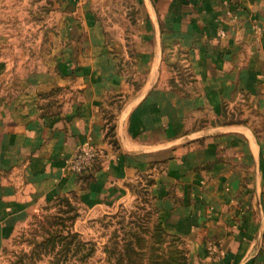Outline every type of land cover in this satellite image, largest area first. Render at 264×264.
Segmentation results:
<instances>
[{"label":"crops","instance_id":"crops-1","mask_svg":"<svg viewBox=\"0 0 264 264\" xmlns=\"http://www.w3.org/2000/svg\"><path fill=\"white\" fill-rule=\"evenodd\" d=\"M41 2L39 54L0 25V264L42 205L130 182L192 264H264V148L243 120L264 108V0ZM86 140L99 156L73 172Z\"/></svg>","mask_w":264,"mask_h":264},{"label":"rangeland","instance_id":"rangeland-1","mask_svg":"<svg viewBox=\"0 0 264 264\" xmlns=\"http://www.w3.org/2000/svg\"><path fill=\"white\" fill-rule=\"evenodd\" d=\"M42 0H0V25L17 55L39 54L46 31ZM250 121L264 148V108ZM122 186V187H121ZM106 191L63 194L42 205L5 248L7 264H192L187 238L167 229L155 196L130 182Z\"/></svg>","mask_w":264,"mask_h":264},{"label":"built area","instance_id":"built-area-1","mask_svg":"<svg viewBox=\"0 0 264 264\" xmlns=\"http://www.w3.org/2000/svg\"><path fill=\"white\" fill-rule=\"evenodd\" d=\"M99 153V149L90 140H86L77 145L74 153L65 162L73 172L82 173L96 162ZM211 249H213L212 244Z\"/></svg>","mask_w":264,"mask_h":264},{"label":"trees","instance_id":"trees-1","mask_svg":"<svg viewBox=\"0 0 264 264\" xmlns=\"http://www.w3.org/2000/svg\"><path fill=\"white\" fill-rule=\"evenodd\" d=\"M182 264H186V258H182Z\"/></svg>","mask_w":264,"mask_h":264}]
</instances>
